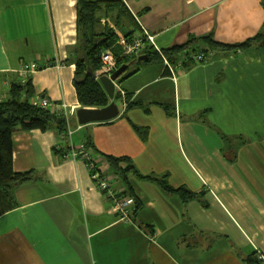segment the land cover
<instances>
[{
  "label": "crops",
  "instance_id": "obj_1",
  "mask_svg": "<svg viewBox=\"0 0 264 264\" xmlns=\"http://www.w3.org/2000/svg\"><path fill=\"white\" fill-rule=\"evenodd\" d=\"M86 1L100 4L89 30L79 24L80 0H0V100L7 98L10 83L20 80L23 63L59 61L60 68L42 69L29 79L35 99L68 104L73 130L71 137L55 128L14 133V170L32 176L14 190L17 206L0 216V264L259 261L264 47L210 49L205 62H187L173 74L166 71L163 52L193 36L243 43L264 24V0ZM143 28L155 44L129 59L116 85L117 93L139 105L127 109L120 96L119 118L79 125L74 79L87 45L114 36L110 49L117 52L119 36ZM205 44L197 41L193 52ZM182 54L173 55L176 64ZM143 56L148 58L140 60ZM89 139L102 154L100 165L113 189L119 195L132 190L137 197L140 208L132 224L118 221L112 200L98 189L85 162L64 157L71 143ZM104 155L130 160L128 183L113 174ZM180 187L194 197L184 202L167 190Z\"/></svg>",
  "mask_w": 264,
  "mask_h": 264
},
{
  "label": "trees",
  "instance_id": "obj_2",
  "mask_svg": "<svg viewBox=\"0 0 264 264\" xmlns=\"http://www.w3.org/2000/svg\"><path fill=\"white\" fill-rule=\"evenodd\" d=\"M99 5V2L80 0L78 5L79 24L80 26H83V29L89 30L94 26L97 21L96 13L100 9ZM133 33H130L126 37L129 39ZM201 40L205 41L208 45L205 44V46H207L206 50L209 48L236 52L247 51L253 47H264V24L256 36L240 44L225 45L216 42L212 39L211 35L201 37L193 36L185 44L165 50L163 52L164 56L167 57L166 59L170 63L173 61L174 54L183 53V59L184 56H189L191 52L198 49L197 47L194 48L193 44ZM115 42L116 37L107 36L97 44L95 42L88 44L86 47V58L77 62L74 86L81 107L104 108L109 105L110 100L105 90L100 82L89 74L88 70L91 69L94 73L99 71L102 53L110 49ZM120 51L116 52L115 50L114 53L120 57ZM148 56L149 59L155 57L153 53H150ZM129 59L130 58L119 59L118 68L124 64H128ZM173 63L176 64L177 62L173 61ZM133 74L134 73H131L129 75L132 76ZM17 75L20 76V80H13L12 83H10L7 98L0 100V216L17 206V202L14 198V190L18 186L29 182L32 176L31 172H16L14 170V133L16 130H39L45 132L55 128L64 134L68 131V125L64 118L58 116L50 108L44 109L40 105L35 104L38 102L36 101L38 99H35V90L32 80L29 79V77L25 79L19 74V72H17ZM117 94L118 97L121 96L120 93ZM130 99V96L125 94V100L128 103L127 109L139 105L131 103ZM122 116H124V114ZM85 145L87 148H90L92 152L90 163L94 165V168L91 173L88 169L90 176L98 172L107 176L112 181L113 179L110 175L103 172L102 166L100 165L102 154L98 153L90 139ZM66 154H68V152ZM103 158L109 163L110 167H112L113 174L127 182L129 172L134 170L130 160L125 157L115 158L107 155H104ZM167 190L179 195L184 202L190 201L194 197L193 192H190L183 187L177 189L167 188ZM131 191L127 195L134 196L136 199V215L140 208L139 202L137 197ZM248 264H260V262L257 261L256 258H250Z\"/></svg>",
  "mask_w": 264,
  "mask_h": 264
},
{
  "label": "built area",
  "instance_id": "obj_3",
  "mask_svg": "<svg viewBox=\"0 0 264 264\" xmlns=\"http://www.w3.org/2000/svg\"><path fill=\"white\" fill-rule=\"evenodd\" d=\"M148 44H155L154 36L147 32L144 28L141 31L134 32L129 39L127 37L119 36L117 45L121 48L120 57H118L112 51V49L103 52L101 55L100 69L96 73L97 79L105 75L111 76L118 69L119 59L131 58L135 54L146 49ZM158 51L159 53L161 52L160 50ZM211 55L212 51L210 49L191 52L189 56H184L183 59L179 61L178 64H176V67L174 64L168 62L164 57L166 71H168L170 74H173L175 73L176 69H181L182 66L187 62H205ZM62 65L63 64L59 61L55 62L54 64L46 63L43 66L39 65L38 63H23L18 72L26 79L42 69L50 67L60 68ZM121 97L124 99V107L126 108L128 103L125 102V93L121 92ZM36 101L38 102H34L35 104L40 105L44 109L51 108L54 113L64 118L68 125V131L65 133V135L70 137L73 135V130L70 127V120L67 113L68 104H51L47 98H39ZM91 153L92 152L90 148H87L84 143L78 146H74L71 143V150L68 152V154H65L64 157L71 158L74 161L81 160L86 162L87 168L91 173L94 168V165L90 163ZM91 178L97 185L98 189L101 192H106L107 196L112 200V208L115 214L118 216V221L124 224H132L135 219V211L137 206L135 197L131 195H119L117 191L113 189L111 179L102 175V173L96 172L91 176ZM258 260H263L262 262H264V256L258 254Z\"/></svg>",
  "mask_w": 264,
  "mask_h": 264
},
{
  "label": "water",
  "instance_id": "obj_4",
  "mask_svg": "<svg viewBox=\"0 0 264 264\" xmlns=\"http://www.w3.org/2000/svg\"><path fill=\"white\" fill-rule=\"evenodd\" d=\"M147 58V56H143L140 60ZM127 70L128 65L124 64L111 76L105 75L101 76L99 79H97L96 73H94L91 69L88 70L89 74L100 82L110 100V103L104 108H79L76 112V118L79 125L86 126L95 123H108L120 117L121 111L118 104L116 85Z\"/></svg>",
  "mask_w": 264,
  "mask_h": 264
},
{
  "label": "bare ground",
  "instance_id": "obj_5",
  "mask_svg": "<svg viewBox=\"0 0 264 264\" xmlns=\"http://www.w3.org/2000/svg\"><path fill=\"white\" fill-rule=\"evenodd\" d=\"M175 65V64H174ZM175 67H176V65H175Z\"/></svg>",
  "mask_w": 264,
  "mask_h": 264
}]
</instances>
